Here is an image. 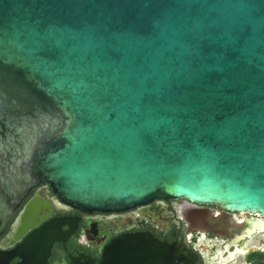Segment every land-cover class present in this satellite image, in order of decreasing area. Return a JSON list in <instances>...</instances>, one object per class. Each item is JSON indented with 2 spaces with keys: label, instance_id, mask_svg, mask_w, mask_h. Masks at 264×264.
<instances>
[{
  "label": "water",
  "instance_id": "1",
  "mask_svg": "<svg viewBox=\"0 0 264 264\" xmlns=\"http://www.w3.org/2000/svg\"><path fill=\"white\" fill-rule=\"evenodd\" d=\"M40 183L264 218V0H0V236ZM175 251L128 235L100 264Z\"/></svg>",
  "mask_w": 264,
  "mask_h": 264
},
{
  "label": "flooded vegetation",
  "instance_id": "2",
  "mask_svg": "<svg viewBox=\"0 0 264 264\" xmlns=\"http://www.w3.org/2000/svg\"><path fill=\"white\" fill-rule=\"evenodd\" d=\"M135 234L175 246V264H264L263 217L186 199L86 212L63 203L48 183L30 191L0 236V264H100L113 242Z\"/></svg>",
  "mask_w": 264,
  "mask_h": 264
}]
</instances>
